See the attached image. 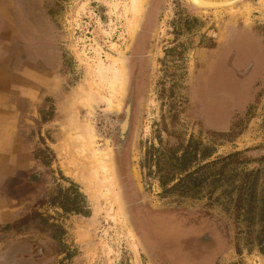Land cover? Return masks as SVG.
<instances>
[{
    "label": "rangeland",
    "instance_id": "obj_1",
    "mask_svg": "<svg viewBox=\"0 0 264 264\" xmlns=\"http://www.w3.org/2000/svg\"><path fill=\"white\" fill-rule=\"evenodd\" d=\"M38 1L33 53L0 66V264H264V0H141L130 35L131 0ZM87 133L110 149L114 203Z\"/></svg>",
    "mask_w": 264,
    "mask_h": 264
},
{
    "label": "flooded vegetation",
    "instance_id": "obj_2",
    "mask_svg": "<svg viewBox=\"0 0 264 264\" xmlns=\"http://www.w3.org/2000/svg\"><path fill=\"white\" fill-rule=\"evenodd\" d=\"M15 3L18 5L19 9L15 8ZM14 6L8 8V19L6 21H9V29L11 30V26L14 28L15 27V21L20 20L22 22V26H23V31L22 32V36H26L24 39V43L25 46L23 48V57H26V55L28 54H32L34 49H35V43L33 41L34 35L33 33V27L36 24V14L42 13L41 6L42 8H44V4L40 5L38 0H14ZM4 10L0 9V22L3 19L2 14H4L3 12ZM29 30V31H28ZM8 31V28H7ZM27 33V34H26ZM26 34V35H25ZM9 36V40L8 41H12V43L14 42V40L16 39L15 37L16 34H14L13 36ZM13 37V38H12ZM28 38V39H27ZM13 39V40H12ZM16 44L15 48L12 49L13 53H15L19 47V42H17V39L14 42ZM13 43V44H14ZM135 45V49L137 51V59L133 60L132 63V81H131V85H130V89H129V94L127 96V100L125 102V106L123 108V112H122V121H121V125H120V141L121 143L124 142L126 136H127V132H128V127L130 124V115H131V109L134 106L133 105V99H134V95H135V88H136V78L138 76V74L140 73L142 67H141V62H139L141 60L140 53H143L144 51L142 50V40L141 38H139L137 40V42L134 44ZM31 173V172H30Z\"/></svg>",
    "mask_w": 264,
    "mask_h": 264
},
{
    "label": "bare ground",
    "instance_id": "obj_3",
    "mask_svg": "<svg viewBox=\"0 0 264 264\" xmlns=\"http://www.w3.org/2000/svg\"><path fill=\"white\" fill-rule=\"evenodd\" d=\"M193 1H195L196 3H208L209 4V3H211L210 1H212V0H193ZM140 2H141V0H131V2H130L132 10H134V12H133L134 15L127 21L128 34L134 29L135 24L137 22L135 14L139 9L138 7H140L139 6ZM108 71L112 74L111 82H110L111 92L119 94L123 88V82H124L123 73L124 72L121 68H119L117 66V60H115V59L112 60V63L109 65ZM96 74L98 75V77L105 76V74L103 73V69H100L99 67L96 69ZM96 93L98 94L99 98H102L107 103L108 108H112L115 105V104L113 105V103H112V96H113L112 93H111V96H103V95H100L98 92H96ZM117 104L115 105L116 107H117ZM91 123L88 124L89 127H91ZM78 132H81V131H78ZM90 138H92V136H89L88 133L86 135H82L81 147L88 152L90 158H93V161L96 163L97 168H96L95 173H94L96 175L95 179L98 180V183L101 184V186H103L105 188L106 192L104 194L107 195L110 198V200L114 203L115 200H114V196H113L114 191H113V185H112L113 174H112L111 166L109 167L108 162H107V160L109 158L108 156L110 155V149L107 146L104 148L98 149L91 142ZM104 194L100 193L101 196ZM135 252H136V250H135ZM257 261L258 262H252L251 264H262L260 259H258Z\"/></svg>",
    "mask_w": 264,
    "mask_h": 264
},
{
    "label": "crops",
    "instance_id": "obj_4",
    "mask_svg": "<svg viewBox=\"0 0 264 264\" xmlns=\"http://www.w3.org/2000/svg\"><path fill=\"white\" fill-rule=\"evenodd\" d=\"M5 1L7 2V0H5ZM3 2H4V0H3ZM3 9H4V11H3L4 14H2L3 19L1 20L2 25L0 26V66L7 65L8 63H11V62L22 63L23 62V59H22L23 48L25 46L24 39L28 35H26L27 34L26 33L25 34L26 36H22V35H24V34H22V32L24 33V31L22 30L23 24L20 20L16 19L14 30L16 31L15 34L17 36L15 38L17 39V42H19V47H17L19 49V52L17 53L18 55L16 54V56H15L12 49L15 48L16 44L13 42L14 44L12 43L11 45L10 44L8 45V40H9L8 32L9 31H7V28L9 29V21H6L8 19V16H7L8 15V8L6 6V3L3 5ZM39 17H40V14L37 13L36 18H35V20L37 22L39 21ZM39 28H40L39 24L37 23L33 27V31L38 32ZM34 38H35V36H34ZM35 40H37V39H35ZM3 77H4V74H3L1 67H0V79Z\"/></svg>",
    "mask_w": 264,
    "mask_h": 264
},
{
    "label": "trees",
    "instance_id": "obj_5",
    "mask_svg": "<svg viewBox=\"0 0 264 264\" xmlns=\"http://www.w3.org/2000/svg\"><path fill=\"white\" fill-rule=\"evenodd\" d=\"M262 206L260 208L261 213H260V218H259V226L258 229L256 231L257 233V246L258 249L260 251V253L263 255L264 257V196L262 197ZM25 258H31V255H25L23 256Z\"/></svg>",
    "mask_w": 264,
    "mask_h": 264
},
{
    "label": "water",
    "instance_id": "obj_6",
    "mask_svg": "<svg viewBox=\"0 0 264 264\" xmlns=\"http://www.w3.org/2000/svg\"><path fill=\"white\" fill-rule=\"evenodd\" d=\"M240 0H212L210 1L211 3H196L193 0H189L190 4L194 7V8H220V7H225V6H229L231 4H234L236 2H239Z\"/></svg>",
    "mask_w": 264,
    "mask_h": 264
}]
</instances>
